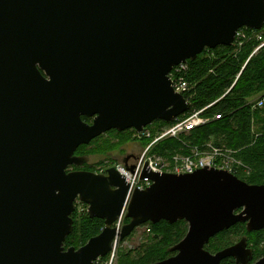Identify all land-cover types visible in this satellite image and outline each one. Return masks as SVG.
Listing matches in <instances>:
<instances>
[{
  "label": "water",
  "instance_id": "95a60500",
  "mask_svg": "<svg viewBox=\"0 0 264 264\" xmlns=\"http://www.w3.org/2000/svg\"><path fill=\"white\" fill-rule=\"evenodd\" d=\"M263 28L264 0H0V264H95L162 221L189 229L157 264H264L246 238L206 249L239 223L264 230V185L216 169L145 171L153 185L129 200L116 167L69 171L87 163L81 146L112 131L184 116L191 103L175 92L172 70ZM78 202L105 228L66 249Z\"/></svg>",
  "mask_w": 264,
  "mask_h": 264
},
{
  "label": "trees",
  "instance_id": "16d2710c",
  "mask_svg": "<svg viewBox=\"0 0 264 264\" xmlns=\"http://www.w3.org/2000/svg\"><path fill=\"white\" fill-rule=\"evenodd\" d=\"M243 31L248 37L241 47L220 46L214 50H205L196 60L188 62V69L183 75L189 85L186 99L191 103V109L180 119L203 111L201 116L210 120L209 123L192 131L182 141H162L154 147L152 154L171 161L177 154H190L191 148L212 145L230 151L234 159L243 165L236 177L249 185L261 186L264 185V106L255 107L260 100L264 101V46L258 49L264 43V28L261 31ZM216 116L221 119H215ZM83 120L87 123L92 121L86 118ZM174 123L157 121L148 129L156 134ZM132 132L134 130L122 133L112 131L109 136H115L123 143L131 140ZM103 137L90 145L81 146L76 155L83 156L84 151ZM72 218L74 230L66 240V249L82 248L105 228V221L92 219L87 211L80 213L77 209ZM129 222L125 215L122 225ZM145 227H149L151 233L136 250L122 251L123 244L131 236L119 242L118 264H157L164 261L174 256L169 250L186 237L189 229L185 221L174 225L162 221L157 225L149 223ZM243 238L247 239L253 251L254 262L264 257V230L248 233L247 225L243 223L217 235L206 249L216 254ZM222 264H235V260L227 259Z\"/></svg>",
  "mask_w": 264,
  "mask_h": 264
},
{
  "label": "built area",
  "instance_id": "2783aa9c",
  "mask_svg": "<svg viewBox=\"0 0 264 264\" xmlns=\"http://www.w3.org/2000/svg\"><path fill=\"white\" fill-rule=\"evenodd\" d=\"M247 37L248 35L243 30H240L237 33L234 45L241 47ZM258 38L261 40L260 36ZM263 46L264 43H262L258 49ZM187 69L188 63L181 64L175 67L169 75L175 92L183 95L185 98L186 94L189 92V85L183 77ZM263 106L264 101L260 100L255 108H263ZM202 113L203 111L194 113L183 119L179 118L172 126L162 129L155 136L148 128L144 129L141 133L134 130L137 137L149 140L150 144L141 156L132 161L128 160L127 164L124 163L116 166L117 171L130 187L129 200L134 192L145 191L153 185V181L150 178H142L145 171L155 174L186 175L193 174L202 169H216L236 175V173L243 168V165L234 159V156L230 151L215 148L212 145H208L206 148H191L190 154H177L172 157L171 161L164 157L152 154L154 147L162 141L168 139L182 141V138L189 135L192 131L207 125L210 120L203 118L201 116ZM215 119L219 120L221 117L216 116ZM105 172L106 171H104L103 174ZM246 173L249 174V170L246 169ZM77 208L80 213L84 211L88 212L84 205L77 206ZM123 218L124 216L121 217L116 224L118 230L123 227ZM118 245L119 243L114 247L108 257L98 259L95 264H104L106 260L111 261L110 263L106 262V264H113Z\"/></svg>",
  "mask_w": 264,
  "mask_h": 264
},
{
  "label": "rangeland",
  "instance_id": "374dc122",
  "mask_svg": "<svg viewBox=\"0 0 264 264\" xmlns=\"http://www.w3.org/2000/svg\"><path fill=\"white\" fill-rule=\"evenodd\" d=\"M89 124H92V121ZM150 131L152 132V130ZM152 134L155 136L157 133L154 134L152 132ZM111 136H109V134L104 135L101 140L97 141L91 147H89V149L84 151L83 156L77 155L78 157L85 158L87 160V163L81 167H77L78 169L71 167L69 168V171L75 172L74 170H71L73 168L76 169V171H87L97 174H103V172L107 169L116 167L119 164H124V161L126 159L132 161L141 156L150 144L149 140L137 137L134 132L130 134L131 140L123 143H120L118 138H116L115 136ZM80 205L83 204L78 202L77 206ZM84 207L88 210L87 206L84 205ZM150 233L151 232H149V227H144L143 232L141 230L135 231L130 239L123 244L122 251L136 250L145 242V237H147ZM120 247L121 246L118 245L113 264H118ZM171 249L169 250L170 252ZM106 262L110 263L111 261L106 260L104 264H106Z\"/></svg>",
  "mask_w": 264,
  "mask_h": 264
},
{
  "label": "flooded vegetation",
  "instance_id": "af4514ba",
  "mask_svg": "<svg viewBox=\"0 0 264 264\" xmlns=\"http://www.w3.org/2000/svg\"><path fill=\"white\" fill-rule=\"evenodd\" d=\"M71 170H74V171H76V169H73V168H72Z\"/></svg>",
  "mask_w": 264,
  "mask_h": 264
}]
</instances>
